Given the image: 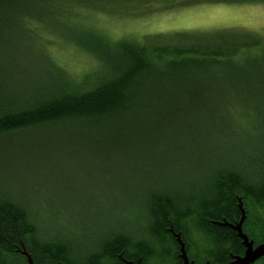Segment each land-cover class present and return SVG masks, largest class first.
<instances>
[{
    "label": "trees",
    "instance_id": "trees-1",
    "mask_svg": "<svg viewBox=\"0 0 264 264\" xmlns=\"http://www.w3.org/2000/svg\"><path fill=\"white\" fill-rule=\"evenodd\" d=\"M117 1L0 0V140L40 139L48 130L108 152L115 170L143 182L147 235L115 231L80 258L71 237L43 232L32 207L0 196V264H29L24 248L35 264H183L173 232L190 262L227 264L245 253L238 233L219 224L241 220L239 200L244 233L264 243V173L252 181L222 168L214 189L196 196H181L168 179L203 153L215 124L225 134L257 126L264 152V40L226 29L112 39L83 22L84 11L119 13ZM55 39L75 45L91 66L72 74L57 64L41 48Z\"/></svg>",
    "mask_w": 264,
    "mask_h": 264
},
{
    "label": "rangeland",
    "instance_id": "rangeland-1",
    "mask_svg": "<svg viewBox=\"0 0 264 264\" xmlns=\"http://www.w3.org/2000/svg\"><path fill=\"white\" fill-rule=\"evenodd\" d=\"M139 1H117L114 5L119 13L84 11L81 16L85 15V24L112 39L226 29L246 30L264 40V2L197 0L168 7L164 0ZM41 48L72 74L91 66V59L66 40L43 41ZM256 127L225 134L215 124L216 135L200 143L203 153L192 154L183 172L168 177L175 181L176 192L196 196L211 191L212 177L222 168L241 170L251 180L257 179L264 173V152L262 156L257 153L263 137ZM44 132L49 135L40 139L0 140V196L32 207L43 232L71 237L80 258L90 255L100 238L115 231L145 237L140 177L115 170L111 155L95 152L87 141L69 136L54 139L50 131Z\"/></svg>",
    "mask_w": 264,
    "mask_h": 264
},
{
    "label": "water",
    "instance_id": "water-1",
    "mask_svg": "<svg viewBox=\"0 0 264 264\" xmlns=\"http://www.w3.org/2000/svg\"><path fill=\"white\" fill-rule=\"evenodd\" d=\"M239 208L241 210V220L237 224H230L228 222L219 223L223 226H228L235 230L238 233V237L242 240L243 246L245 247V253L243 256L233 257V260L227 264H255L258 260L264 258V243L255 247L254 242L243 231V224L246 220V211L243 206L242 200H239ZM173 232V230H171ZM174 236L177 238L179 245L181 247V258L183 264H194L190 262L186 247L184 242L181 239L180 234L174 233ZM23 255L27 257L29 264H35L31 254L24 248L22 250ZM127 264H135L134 262L126 261ZM140 264V263H138ZM206 264H211L210 262Z\"/></svg>",
    "mask_w": 264,
    "mask_h": 264
},
{
    "label": "flooded vegetation",
    "instance_id": "flooded-vegetation-1",
    "mask_svg": "<svg viewBox=\"0 0 264 264\" xmlns=\"http://www.w3.org/2000/svg\"><path fill=\"white\" fill-rule=\"evenodd\" d=\"M233 260V259H232ZM261 262H264V258L258 260L255 264H261Z\"/></svg>",
    "mask_w": 264,
    "mask_h": 264
},
{
    "label": "bare ground",
    "instance_id": "bare-ground-1",
    "mask_svg": "<svg viewBox=\"0 0 264 264\" xmlns=\"http://www.w3.org/2000/svg\"><path fill=\"white\" fill-rule=\"evenodd\" d=\"M243 244V243H242ZM255 247H257V246H255ZM236 257V256H235Z\"/></svg>",
    "mask_w": 264,
    "mask_h": 264
}]
</instances>
